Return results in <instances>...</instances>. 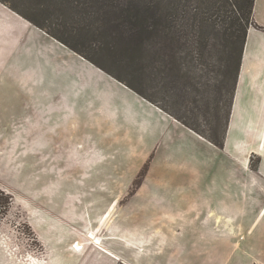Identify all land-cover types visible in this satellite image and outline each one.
I'll return each instance as SVG.
<instances>
[{
	"label": "rangeland",
	"instance_id": "obj_1",
	"mask_svg": "<svg viewBox=\"0 0 264 264\" xmlns=\"http://www.w3.org/2000/svg\"><path fill=\"white\" fill-rule=\"evenodd\" d=\"M0 7L6 12L0 16V88H16L0 89V189L6 193L0 205H8L0 214V264L46 263L42 198L60 193L59 181L121 180L129 199L149 180V196L172 195V181L213 180L249 205L244 197L256 188L247 182L264 161L259 139L250 138L253 170L246 172L237 165L239 154L210 148L169 122L226 137L238 72L226 34L234 3L0 0ZM5 15L41 34L7 26ZM22 85L42 89H18ZM71 189L64 185L62 192ZM183 207L169 204L170 210ZM216 231L224 264L245 259L248 229ZM188 234L196 239L192 229ZM205 245L213 257L214 240ZM159 256L166 264L165 248Z\"/></svg>",
	"mask_w": 264,
	"mask_h": 264
},
{
	"label": "crops",
	"instance_id": "obj_2",
	"mask_svg": "<svg viewBox=\"0 0 264 264\" xmlns=\"http://www.w3.org/2000/svg\"><path fill=\"white\" fill-rule=\"evenodd\" d=\"M3 13L6 12L0 7V16ZM3 20L7 26L29 36L41 34L20 17L6 16ZM89 67L99 79H107L102 71ZM18 89L30 91L42 87L22 85ZM158 111L169 117L161 109ZM169 122L210 148L239 154L237 165L246 172L253 170L249 161L253 154L250 138L259 139L257 149L264 155V0L254 2L253 23L241 58L224 147L214 145L177 120ZM257 171L258 174L252 172L247 182L248 187L256 188L244 197L249 205L241 204L238 193L224 189L213 180L207 184L197 178L172 181V195L166 196L145 195L152 184L149 180L129 199H126V183L121 180L59 181L55 185L61 187V192L44 194L42 198V245L48 253L45 264H162L159 255L163 248L166 264H224L222 257H217L216 229H248L247 256L233 257L231 264H264V184L257 179H264V161ZM164 184L159 181L158 185ZM64 185L76 189L63 193ZM176 193L183 194L176 198ZM175 201H181L183 209L170 210L169 204L172 207ZM164 203L166 210L160 211L159 206ZM160 229H167V234H162ZM188 229H192L196 239L188 234ZM91 234L101 243L95 244ZM208 239L214 240L215 252L211 258L206 256V245L201 246ZM75 243L82 244L83 249L75 250Z\"/></svg>",
	"mask_w": 264,
	"mask_h": 264
},
{
	"label": "trees",
	"instance_id": "obj_3",
	"mask_svg": "<svg viewBox=\"0 0 264 264\" xmlns=\"http://www.w3.org/2000/svg\"><path fill=\"white\" fill-rule=\"evenodd\" d=\"M227 3H234L236 10H235V16H229V26L226 29V34L228 37V41L231 43L230 47H232V50L237 51L236 53L233 52V56L237 57L238 59V72H237V77L241 65V58L245 46V41L246 37L248 34V29L253 23V7H254V2L255 0H223ZM12 9V8H11ZM15 11V10H14ZM18 13V12H17ZM162 15L160 16V18ZM37 25V24H36ZM42 28L41 26H39ZM52 35L51 33H49ZM55 37L54 35H52ZM237 77H236V82H237ZM236 87V85H235ZM195 132L212 142L214 145L218 147H224L225 145V138L223 137L222 139H215L211 137H207L197 130L193 129ZM1 194H6L5 191L0 189ZM8 205H0V214H5V211L7 210Z\"/></svg>",
	"mask_w": 264,
	"mask_h": 264
},
{
	"label": "bare ground",
	"instance_id": "obj_4",
	"mask_svg": "<svg viewBox=\"0 0 264 264\" xmlns=\"http://www.w3.org/2000/svg\"><path fill=\"white\" fill-rule=\"evenodd\" d=\"M90 238L93 239V242H94L95 244H100V243H101V241L99 240V238L95 237L94 234H91V235H90ZM75 248H76L77 250H82V249H83L82 244H80V243H76V244H75Z\"/></svg>",
	"mask_w": 264,
	"mask_h": 264
}]
</instances>
